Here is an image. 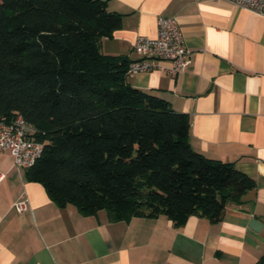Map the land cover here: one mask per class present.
<instances>
[{
    "label": "trees",
    "instance_id": "trees-1",
    "mask_svg": "<svg viewBox=\"0 0 264 264\" xmlns=\"http://www.w3.org/2000/svg\"><path fill=\"white\" fill-rule=\"evenodd\" d=\"M120 25L105 0H0V123L21 114L42 143L26 178L84 215L220 220L255 180L195 151L188 114L130 85L127 57L100 52Z\"/></svg>",
    "mask_w": 264,
    "mask_h": 264
},
{
    "label": "crops",
    "instance_id": "crops-1",
    "mask_svg": "<svg viewBox=\"0 0 264 264\" xmlns=\"http://www.w3.org/2000/svg\"><path fill=\"white\" fill-rule=\"evenodd\" d=\"M121 25L100 52L140 59L137 35L155 37L158 16L176 17L189 63L178 72L159 60L128 83L165 99L190 119L191 147L233 162L255 180L220 220L191 215L175 226L165 215L112 221L105 209L84 215L60 208L42 184L0 153V264H255L264 253V17L226 0H105ZM1 124V123H0ZM24 195L27 209L13 204ZM252 218L261 225L255 230Z\"/></svg>",
    "mask_w": 264,
    "mask_h": 264
},
{
    "label": "built area",
    "instance_id": "built-area-1",
    "mask_svg": "<svg viewBox=\"0 0 264 264\" xmlns=\"http://www.w3.org/2000/svg\"><path fill=\"white\" fill-rule=\"evenodd\" d=\"M237 7L264 17V0H226ZM140 59L129 63L127 74L152 71L159 60L172 62V73L183 70L189 63L190 50L185 46L176 17L158 16L155 37L137 35L131 44ZM37 128L21 114H16L9 122L0 124V153L9 152L17 169L32 166L39 158L42 143L36 138ZM21 212L27 209L24 195L13 204Z\"/></svg>",
    "mask_w": 264,
    "mask_h": 264
},
{
    "label": "water",
    "instance_id": "water-1",
    "mask_svg": "<svg viewBox=\"0 0 264 264\" xmlns=\"http://www.w3.org/2000/svg\"><path fill=\"white\" fill-rule=\"evenodd\" d=\"M260 225H261V223H260L257 219H255V218H252V219H251V221H250V226H251L253 229L257 230V229L260 227Z\"/></svg>",
    "mask_w": 264,
    "mask_h": 264
}]
</instances>
